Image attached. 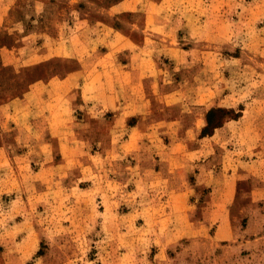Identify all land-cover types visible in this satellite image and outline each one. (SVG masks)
Returning a JSON list of instances; mask_svg holds the SVG:
<instances>
[{"label":"rangeland","instance_id":"obj_1","mask_svg":"<svg viewBox=\"0 0 264 264\" xmlns=\"http://www.w3.org/2000/svg\"><path fill=\"white\" fill-rule=\"evenodd\" d=\"M94 1L102 8L113 0ZM83 7L99 16L95 5ZM164 8L186 18L165 38L191 49L176 64L164 59L170 72L163 82L173 95L159 96L156 105L176 121L163 122L159 144L166 150L176 140L174 150L195 157L188 177L195 230L169 247L166 260L264 264V0H166ZM19 34L0 33V45ZM73 66L55 59L30 70ZM26 85L8 73L0 79V101ZM210 108L228 113L201 136ZM34 161L28 170L8 156L0 165V264H161L152 246L157 214L148 206L157 192L146 185L143 158L111 160L85 181L71 170L42 173Z\"/></svg>","mask_w":264,"mask_h":264},{"label":"crops","instance_id":"obj_2","mask_svg":"<svg viewBox=\"0 0 264 264\" xmlns=\"http://www.w3.org/2000/svg\"><path fill=\"white\" fill-rule=\"evenodd\" d=\"M165 1L113 0L99 8L94 0H0V33H20L0 45V79L13 72L27 80L23 91L0 101V165L8 156L28 170L38 157L42 173L71 170L85 181L111 160L143 158L146 185L157 192L148 203L158 219L152 246L161 264H171L169 247L195 230L188 212L195 157L174 150L176 140L166 150L159 144L163 122L176 121L164 119L156 105L159 96L173 95L163 82L170 72L164 59L176 64L191 49L165 38L186 25ZM83 3L95 5L99 16ZM55 59L74 66L30 70Z\"/></svg>","mask_w":264,"mask_h":264},{"label":"trees","instance_id":"obj_3","mask_svg":"<svg viewBox=\"0 0 264 264\" xmlns=\"http://www.w3.org/2000/svg\"><path fill=\"white\" fill-rule=\"evenodd\" d=\"M227 113L228 111L224 108H210L206 115V125L201 131V136L211 134L214 128L220 126V122L224 117V114ZM237 116L238 114L234 113L233 117Z\"/></svg>","mask_w":264,"mask_h":264}]
</instances>
